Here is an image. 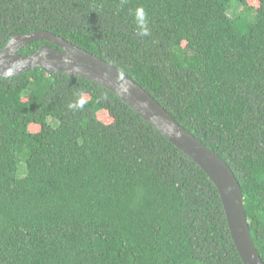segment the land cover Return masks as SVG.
I'll list each match as a JSON object with an SVG mask.
<instances>
[{"label":"trees","instance_id":"trees-1","mask_svg":"<svg viewBox=\"0 0 264 264\" xmlns=\"http://www.w3.org/2000/svg\"><path fill=\"white\" fill-rule=\"evenodd\" d=\"M36 31L121 71L225 162L264 263V0H0V49ZM0 264L242 262L188 157L106 89L34 69L0 79Z\"/></svg>","mask_w":264,"mask_h":264},{"label":"water","instance_id":"water-1","mask_svg":"<svg viewBox=\"0 0 264 264\" xmlns=\"http://www.w3.org/2000/svg\"><path fill=\"white\" fill-rule=\"evenodd\" d=\"M45 45L32 55L19 51L32 43ZM34 69L65 74L94 83L116 96L154 128L174 148L188 157L211 181L219 195L232 243L242 264H264L252 241L244 212L243 195L229 167L218 155L178 125L139 85L121 71L46 31L13 35L0 49V79Z\"/></svg>","mask_w":264,"mask_h":264},{"label":"clouds","instance_id":"clouds-1","mask_svg":"<svg viewBox=\"0 0 264 264\" xmlns=\"http://www.w3.org/2000/svg\"><path fill=\"white\" fill-rule=\"evenodd\" d=\"M135 22L137 25V28L139 29L138 34L140 36H147L150 34L149 28H148V22L146 19V13L143 8H137L135 10ZM85 101L83 99L78 100L77 103H70L68 105L69 109H77V108H83Z\"/></svg>","mask_w":264,"mask_h":264},{"label":"rangeland","instance_id":"rangeland-1","mask_svg":"<svg viewBox=\"0 0 264 264\" xmlns=\"http://www.w3.org/2000/svg\"><path fill=\"white\" fill-rule=\"evenodd\" d=\"M233 11H235L236 14H238V15H243L247 19V21L251 24H254L256 22V16H255L254 11L245 10L242 6L236 4L235 2H232L230 4V11L229 12L233 14ZM232 17H233V15H232ZM102 121L104 123H108L109 119L103 115Z\"/></svg>","mask_w":264,"mask_h":264}]
</instances>
